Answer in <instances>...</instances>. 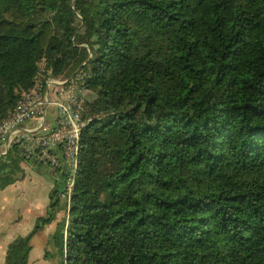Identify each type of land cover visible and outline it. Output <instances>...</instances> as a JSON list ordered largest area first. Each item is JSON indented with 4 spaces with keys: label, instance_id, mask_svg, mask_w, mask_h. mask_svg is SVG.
Segmentation results:
<instances>
[{
    "label": "trees",
    "instance_id": "16d2710c",
    "mask_svg": "<svg viewBox=\"0 0 264 264\" xmlns=\"http://www.w3.org/2000/svg\"><path fill=\"white\" fill-rule=\"evenodd\" d=\"M42 61L87 124L69 208L59 175L4 264L62 210L60 264H264V0H0V116Z\"/></svg>",
    "mask_w": 264,
    "mask_h": 264
},
{
    "label": "built area",
    "instance_id": "2783aa9c",
    "mask_svg": "<svg viewBox=\"0 0 264 264\" xmlns=\"http://www.w3.org/2000/svg\"><path fill=\"white\" fill-rule=\"evenodd\" d=\"M88 97L82 75L54 78L42 61L33 87L22 93L13 110L0 116V159L16 146L23 159L47 167L55 176L65 175L58 197L67 209L78 168L80 137L87 124Z\"/></svg>",
    "mask_w": 264,
    "mask_h": 264
},
{
    "label": "crops",
    "instance_id": "0c3cea01",
    "mask_svg": "<svg viewBox=\"0 0 264 264\" xmlns=\"http://www.w3.org/2000/svg\"><path fill=\"white\" fill-rule=\"evenodd\" d=\"M18 165L19 179L0 189V264H4L8 246L16 239L27 236L37 220L47 215L50 193L57 179L47 167L33 161L22 158ZM61 201V206H66L65 202ZM64 212L60 211L54 221L32 236L29 264H51L50 258H45V251L49 240L51 241L55 230L65 217Z\"/></svg>",
    "mask_w": 264,
    "mask_h": 264
},
{
    "label": "rangeland",
    "instance_id": "374dc122",
    "mask_svg": "<svg viewBox=\"0 0 264 264\" xmlns=\"http://www.w3.org/2000/svg\"><path fill=\"white\" fill-rule=\"evenodd\" d=\"M49 114L51 115L53 112H52V110L51 109H49ZM62 201H60V203H61ZM22 215V214H21ZM64 215L66 216V213L64 212ZM54 221V220H53ZM55 232H56V230H55ZM54 232V233H55ZM51 243H50V240H49V243H48V246H47V248H46V251H45V253L47 252V254L49 255V261H50V263L51 264H60L59 263V257H58V253H57V249L56 248H54V250H52L50 247H52L53 248V246L52 245H50Z\"/></svg>",
    "mask_w": 264,
    "mask_h": 264
}]
</instances>
